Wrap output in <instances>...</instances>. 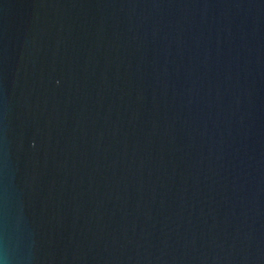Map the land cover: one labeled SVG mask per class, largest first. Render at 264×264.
<instances>
[{
  "label": "water",
  "instance_id": "obj_1",
  "mask_svg": "<svg viewBox=\"0 0 264 264\" xmlns=\"http://www.w3.org/2000/svg\"><path fill=\"white\" fill-rule=\"evenodd\" d=\"M0 264H264V0H0Z\"/></svg>",
  "mask_w": 264,
  "mask_h": 264
}]
</instances>
